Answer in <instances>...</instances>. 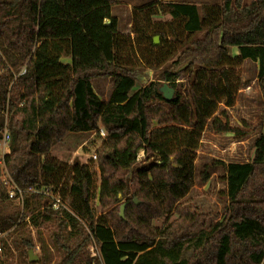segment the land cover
I'll use <instances>...</instances> for the list:
<instances>
[{
	"label": "trees",
	"instance_id": "trees-1",
	"mask_svg": "<svg viewBox=\"0 0 264 264\" xmlns=\"http://www.w3.org/2000/svg\"><path fill=\"white\" fill-rule=\"evenodd\" d=\"M118 1L0 0V136L6 125L5 170L22 190L10 199L0 181V233L12 230L0 264H264V108L252 158L218 162L223 213L205 228L186 200L203 133L243 137L216 112L234 106L246 60L258 64L264 103V0H156L134 8L129 34L112 15ZM147 70L156 80L135 91ZM102 79L112 81L106 101L93 85ZM162 83L175 90L169 101ZM92 132L96 161L52 155L68 134ZM36 243L41 259L30 263Z\"/></svg>",
	"mask_w": 264,
	"mask_h": 264
},
{
	"label": "rangeland",
	"instance_id": "rangeland-1",
	"mask_svg": "<svg viewBox=\"0 0 264 264\" xmlns=\"http://www.w3.org/2000/svg\"><path fill=\"white\" fill-rule=\"evenodd\" d=\"M154 1L156 0H119L118 4L112 8V15L118 20L120 32L124 34L131 33L134 8L152 3ZM172 1H185L196 4H214L219 3L221 0ZM252 1L254 0H243V5H247ZM131 36L133 38L135 35L132 34ZM159 42V45H161V38L159 39ZM232 52L234 56L237 54L236 49H233ZM64 61L68 62L69 60L64 59ZM235 73L242 81V86L235 94L234 106L227 108L221 103L219 104L216 114L225 110V116H222L221 120L228 123V125L232 128H235L236 130H239V132L243 133V137L241 138L239 137L240 134L238 135L235 133L217 134L210 130H206L203 133L201 145L197 151V158L195 161V184L189 195L186 197V200H190L191 203L197 205L206 215V221L204 223L205 228L209 226L212 219H216V214L220 215L223 213L224 207L228 203L227 196L225 195L226 184L223 180L224 170L221 165H218V162H222L224 164L248 162L253 155L252 144L259 134L263 132L262 128L259 127L260 118L263 114L264 103L258 84V64L246 60L236 69ZM154 80H156L154 71H142L138 75V81L134 90H138L142 85H149V83ZM93 85L100 98L103 101H106L112 91V81L110 79H102L95 81ZM163 85H165V83H162L161 87ZM179 87L180 86H178V88ZM174 94L175 90L173 91V96ZM101 139H99L94 132L70 133L63 139L62 142L58 143L53 148L52 155L68 163L77 161L81 164H85L89 160L96 161V159H93V156L96 155L95 149L100 146ZM92 144L94 146H92ZM145 156V151L140 150L137 154V161L142 162V160L145 159ZM206 170L209 178L206 183H202V174ZM6 179H8V177L6 176L3 167L0 165V181L3 185ZM6 187L7 190L10 189L9 186ZM42 226L40 228H43ZM30 230L34 239L37 240L36 230L31 225ZM11 231H7L1 241L7 239L8 234ZM47 236L48 232L47 230H44V237L49 242ZM93 245H95V243L91 242L86 247V251L90 256H94L90 252V248H92ZM95 248L98 253V248ZM33 251L34 254L39 257L40 261L41 250L39 243H36V248L33 249ZM54 255L56 257L55 259L58 260V255L56 253H54Z\"/></svg>",
	"mask_w": 264,
	"mask_h": 264
},
{
	"label": "built area",
	"instance_id": "built-area-1",
	"mask_svg": "<svg viewBox=\"0 0 264 264\" xmlns=\"http://www.w3.org/2000/svg\"><path fill=\"white\" fill-rule=\"evenodd\" d=\"M98 133L100 134L101 138H106V132L104 131L103 128H100L98 130ZM10 141H11V137H10V133L7 129V126L5 125L4 129L1 132V136H0V165L3 167V170L5 171L6 176L8 177V179H6L4 181V185L9 186V190H8V195L10 199H16V200H22V190H20L13 182V180L11 179V177L8 175V173L5 170V164H4V157L6 154L9 153V146H10ZM93 159H96V155L93 156ZM43 195L51 197L54 201V208L57 209L59 204H60V200L58 198H55L53 196H51V194L48 192V190H44ZM5 233H0V254L2 253V246H1V240L4 237ZM96 246L93 245L92 248H90V252L92 255H97L98 253L96 252Z\"/></svg>",
	"mask_w": 264,
	"mask_h": 264
},
{
	"label": "water",
	"instance_id": "water-1",
	"mask_svg": "<svg viewBox=\"0 0 264 264\" xmlns=\"http://www.w3.org/2000/svg\"><path fill=\"white\" fill-rule=\"evenodd\" d=\"M107 24H109V22ZM159 39H160L159 36L153 37V44L155 46L159 45L160 43ZM159 90L166 100L169 101L173 98L174 90L172 87L168 86L167 84L163 85ZM135 202L138 203L137 200H135ZM124 211H125V204H122L121 209H120V215L122 218L124 217ZM28 257H29L30 263H37L39 261V257L36 254H34L33 249H29Z\"/></svg>",
	"mask_w": 264,
	"mask_h": 264
},
{
	"label": "crops",
	"instance_id": "crops-1",
	"mask_svg": "<svg viewBox=\"0 0 264 264\" xmlns=\"http://www.w3.org/2000/svg\"><path fill=\"white\" fill-rule=\"evenodd\" d=\"M67 60H69V59H67Z\"/></svg>",
	"mask_w": 264,
	"mask_h": 264
}]
</instances>
